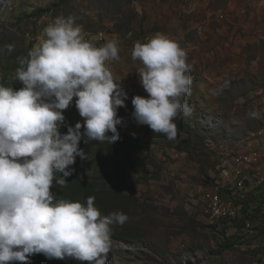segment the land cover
I'll list each match as a JSON object with an SVG mask.
<instances>
[{
  "label": "rangeland",
  "instance_id": "1",
  "mask_svg": "<svg viewBox=\"0 0 264 264\" xmlns=\"http://www.w3.org/2000/svg\"><path fill=\"white\" fill-rule=\"evenodd\" d=\"M35 9L44 12L32 15ZM58 16L73 17L96 47L116 41L120 49V59L107 66L128 93L118 109L121 139L82 140L88 158L77 157L66 185L52 188L57 201L86 205L94 197L102 216H128L113 227L107 264H264V0H0V85L23 87L19 61ZM157 33L177 41L190 65L184 100L193 111L174 120L175 140L132 116V98L148 95L134 45ZM251 110L260 118H249ZM64 115L61 133L83 121L75 98ZM224 148L227 158L218 165ZM249 150H258L254 165ZM227 240L234 246L221 252ZM31 258L89 264L42 253Z\"/></svg>",
  "mask_w": 264,
  "mask_h": 264
},
{
  "label": "clouds",
  "instance_id": "2",
  "mask_svg": "<svg viewBox=\"0 0 264 264\" xmlns=\"http://www.w3.org/2000/svg\"><path fill=\"white\" fill-rule=\"evenodd\" d=\"M44 33L19 61L16 76L23 87L0 85V264H31L30 257L41 253L107 264L113 227L128 216H102L94 197L86 205L57 201L52 188L66 185L77 157L88 158L82 140L111 145L121 139L118 109L126 107L128 93L107 66L120 59V49L116 41L93 45L73 17L58 16ZM6 48L11 52L14 46ZM132 59L143 65L137 71L148 94L132 98L135 122L175 140L174 120L193 111L184 100L192 84L186 50L157 33L134 45ZM74 98L83 121L61 133L64 110ZM248 116L258 119L260 111Z\"/></svg>",
  "mask_w": 264,
  "mask_h": 264
},
{
  "label": "built area",
  "instance_id": "3",
  "mask_svg": "<svg viewBox=\"0 0 264 264\" xmlns=\"http://www.w3.org/2000/svg\"><path fill=\"white\" fill-rule=\"evenodd\" d=\"M257 151L258 150H249L248 152H254V160H253V162H251L250 164H248V165H254V164H256V153H257ZM225 164V167L228 169V174L229 173H234V166L235 165H233V164H228V162H226V163H224ZM228 192V191H227ZM259 192V189L257 190V191H255V193L254 194H250L249 196L251 197V196H255V195H257V193ZM248 196V197H249ZM248 197L247 198H245V203L248 201ZM203 202L204 203H207V197L205 196V195H203ZM225 224H228V221L227 222H225ZM218 227H215L214 229L216 230ZM232 229V228H231Z\"/></svg>",
  "mask_w": 264,
  "mask_h": 264
},
{
  "label": "trees",
  "instance_id": "4",
  "mask_svg": "<svg viewBox=\"0 0 264 264\" xmlns=\"http://www.w3.org/2000/svg\"><path fill=\"white\" fill-rule=\"evenodd\" d=\"M42 12H44V10H42V9H35L33 12H32V15H41L42 14ZM234 246V244H232V243H230V241L229 240H227L225 243H224V245H223V247L221 248V252L222 251H224V250H226V249H228V248H230V247H233ZM30 260H31V264H34V261L32 260V258L30 257ZM43 258H40L39 259V261H38V264H43ZM18 262V261H17ZM17 262H14V264H16ZM19 264H21V262H18Z\"/></svg>",
  "mask_w": 264,
  "mask_h": 264
},
{
  "label": "crops",
  "instance_id": "5",
  "mask_svg": "<svg viewBox=\"0 0 264 264\" xmlns=\"http://www.w3.org/2000/svg\"><path fill=\"white\" fill-rule=\"evenodd\" d=\"M249 146H252V144H250ZM229 146H225V148H228ZM222 148V146L220 147V149ZM223 149L222 151H223V153L221 154V155H223L222 157H221V155H219V158H218V165L220 164V161L222 160V159H225V158H227V156H226V151H228V149H230V148H234V147H231L230 146V148H228L227 150L226 149ZM223 162V161H222ZM222 165V164H221ZM220 168H221V166H220ZM218 171L220 172V175H221V171H220V169H219V166H218ZM222 176V175H221ZM215 191H216V189H215ZM254 192V190H252V192L251 193H253ZM262 194H263V190L262 191H260Z\"/></svg>",
  "mask_w": 264,
  "mask_h": 264
},
{
  "label": "bare ground",
  "instance_id": "6",
  "mask_svg": "<svg viewBox=\"0 0 264 264\" xmlns=\"http://www.w3.org/2000/svg\"><path fill=\"white\" fill-rule=\"evenodd\" d=\"M235 153V152H234ZM247 159V158H246ZM228 213V211L227 210H225L224 212H223V214L224 215H226Z\"/></svg>",
  "mask_w": 264,
  "mask_h": 264
}]
</instances>
